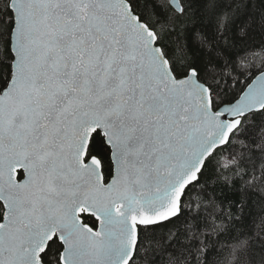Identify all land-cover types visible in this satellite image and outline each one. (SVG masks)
I'll return each mask as SVG.
<instances>
[{
	"label": "snow or ice",
	"instance_id": "obj_1",
	"mask_svg": "<svg viewBox=\"0 0 264 264\" xmlns=\"http://www.w3.org/2000/svg\"><path fill=\"white\" fill-rule=\"evenodd\" d=\"M255 30L264 0H0V264H264Z\"/></svg>",
	"mask_w": 264,
	"mask_h": 264
},
{
	"label": "trees",
	"instance_id": "obj_2",
	"mask_svg": "<svg viewBox=\"0 0 264 264\" xmlns=\"http://www.w3.org/2000/svg\"><path fill=\"white\" fill-rule=\"evenodd\" d=\"M249 39H250L251 42L259 43L261 41H264V35H262L259 32V30H255L253 32V34L249 37ZM225 196H227L228 199H237L238 200V196L234 197L231 193H229L227 191L225 192ZM221 198H223V197H221ZM194 207H195V205H194ZM250 222H251V217L248 218V221L246 223L250 224ZM242 226H244V225H242ZM245 231L249 232V234H250L252 229L250 227H246L245 226Z\"/></svg>",
	"mask_w": 264,
	"mask_h": 264
}]
</instances>
